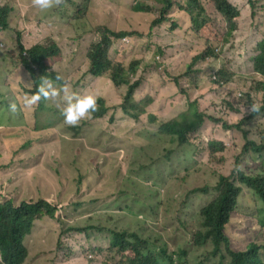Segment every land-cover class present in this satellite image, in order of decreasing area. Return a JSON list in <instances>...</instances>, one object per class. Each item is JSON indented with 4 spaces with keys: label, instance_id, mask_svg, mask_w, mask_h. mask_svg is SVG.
Returning a JSON list of instances; mask_svg holds the SVG:
<instances>
[{
    "label": "rangeland",
    "instance_id": "obj_1",
    "mask_svg": "<svg viewBox=\"0 0 264 264\" xmlns=\"http://www.w3.org/2000/svg\"><path fill=\"white\" fill-rule=\"evenodd\" d=\"M229 1L240 11V16L232 23L237 26V30L232 32L234 37L229 35L224 46L216 45L213 56L206 58L205 63L200 66L194 62V57L197 52L205 50L204 42L197 39L187 11L179 9V6L186 7L187 0H173V6L168 13L163 16L159 25L152 29L150 22L162 17V5L159 0H90L89 10L88 6L84 8L81 0H54L53 7L46 11L36 8L33 0H0V5L7 3L20 12L13 14V19H16L14 27L26 50L34 45L48 49L56 46L59 49L57 55L47 58L45 62L50 73L67 75L75 71L80 63H84V60L74 59L77 56L82 57L89 46L80 44L79 47L72 48L69 41L79 40L90 44L96 25H106L114 30L118 28L128 34L120 45L114 46L110 53L111 58L121 56L122 60L128 63L131 58L143 57L138 75L143 74L144 83L140 88V96L144 104L139 106L138 111L142 110L143 113L136 120L119 108L127 87L110 92L106 80L93 81L85 78L80 82L85 90L91 89L96 97L105 99L102 108L107 111L100 117L99 123L104 138V142L101 141V149L105 160L123 157L124 172L133 180L142 182L141 186L124 179L119 183V190L108 201L104 195H100L99 201L84 206L74 205L76 195L71 182L63 194H57L63 189L59 186L56 190L65 173L74 175L76 171L90 172L101 164L100 161L94 160L86 149L81 130L78 132L79 136H76L64 126L58 128V133H61L63 143L66 144H63L61 156L64 163H60L55 155L56 142L59 140L56 132H32L28 126L33 121L22 122L13 112H9L8 108L0 106V201L6 199L10 188L19 185L18 176H13V183L5 178L4 166L17 156L26 154V150L15 152L13 149L29 140V149L32 151L30 174L35 178V189L26 193L17 188V193L24 200L29 197L48 196L51 201L54 197L64 206L58 213L67 214L63 223H39L36 235L32 234L27 238L29 243H35L37 249L42 244L45 250H50L54 248V239L60 231L58 228L61 226L66 229L60 237L62 250L57 253L59 256L53 258V262L97 264L88 261L91 259V255L87 253L91 241L86 233L73 231L69 227H128L131 230L144 231L145 239L156 252L160 246H165L169 254L171 250L176 254L182 251V246L177 244L189 240V232L199 221L200 208L214 195L217 173L227 169L229 165L225 160L228 159L229 147L211 143H214L213 139H217L230 146L231 134L229 131H223L220 122L206 121L198 130L187 134L188 143H179L173 140L169 132L158 138L156 132L161 121L151 125V116L157 113L162 121L178 116L179 108L186 107V98L196 99L199 87L202 86L207 73L212 70H221L224 76L230 77L231 84L240 81L244 86L249 85L244 83L248 82L247 78L251 75L248 69V54L251 45L264 38V0H252V5L247 0ZM198 3L208 12L214 9L211 0H198ZM196 14L197 11L194 10V15ZM19 15L22 17L17 18ZM202 17L198 16L197 21L200 22ZM212 18L217 31H227V26L219 14L212 15ZM148 29L151 31L148 32ZM146 33L149 38L140 37ZM171 39L177 41L178 45L165 51L171 47ZM152 45H155L156 54ZM159 46L163 47L162 51H157ZM194 66L199 70L198 77L189 71V68ZM85 68L86 63L81 65V70L71 74V82H75ZM182 75H186L181 80L188 90L186 96H180L178 89L171 83L172 78ZM3 84L0 80V102L5 103L12 99V94ZM250 85L254 86V83ZM243 88H236L237 96ZM205 96L210 97L211 92H206ZM198 100L201 110L208 107L201 98ZM207 111L212 113L213 109L208 108ZM16 126L20 128L16 129ZM120 131H125L130 141V146L125 149L117 137ZM236 141L239 146L243 141L239 133H236ZM37 149L43 152L39 153ZM165 160L172 168L160 172L157 163ZM225 173L227 174V171ZM204 187L208 191L201 190ZM259 207L253 192L241 185V193L227 232H241L242 227L250 223L249 215ZM253 230H257V233H251ZM251 232H247L249 242L260 246V256L264 261V228L253 224ZM64 245L69 247L70 256L68 260L61 261L59 257L64 256ZM186 251V262L182 264H191L205 254L203 249H198L195 256H192L189 247H186ZM24 264H51V259L27 257Z\"/></svg>",
    "mask_w": 264,
    "mask_h": 264
},
{
    "label": "trees",
    "instance_id": "obj_2",
    "mask_svg": "<svg viewBox=\"0 0 264 264\" xmlns=\"http://www.w3.org/2000/svg\"><path fill=\"white\" fill-rule=\"evenodd\" d=\"M211 1L214 9L210 12L204 10L198 0H187L186 7L179 6V9L187 11L197 39L204 42L205 50L197 52L194 57V62L200 66L205 63L206 58L213 56L216 45L224 46L229 35L234 37L232 32L237 30V26H233L232 23L240 16L239 9L231 1ZM247 1L252 5V0ZM81 2L86 8L89 6L90 0H81ZM159 2L162 5V17L153 19L150 22V29L156 28L163 16L173 6V0H159ZM72 7H74V3ZM194 10L197 11L196 15H194ZM14 13L20 14L7 3L0 5V80L4 83L3 87L9 88L12 94V99H8L5 103L0 102V106L8 108V111L13 112L22 122L33 121L28 126L32 132L51 130L56 132L59 140L56 142L55 155L58 156L60 163H64L61 156L66 145L63 143L61 133H58L60 126H64L76 136H79L78 132L81 130L86 149L94 160L101 163L90 172L76 171L74 175L65 173L56 190L59 186H62L63 189L59 190L57 194H63L64 189L71 182L76 195L74 205L84 206L90 202L99 201L100 195H104L107 201L113 198L119 190V183L124 179L142 186V182L133 180L129 174L124 172L123 157H114L109 161L104 158L101 149V141L104 142V138L99 124L100 117L104 116L107 111L106 108H102L105 104L104 98L97 97V111L91 118L83 120L76 127L66 125L61 115L64 96L68 93L92 94L91 89L85 90L84 85L80 83L85 78L93 81H108L110 92H117L120 87H127L119 108L135 120L143 113L142 110L138 111L139 106L144 104V100L140 96V88L144 83L143 74L138 75L139 67L143 64V57L131 58L128 63H125L121 56L114 59L110 57L114 46L120 45L123 38L128 36L127 32L116 31L106 25H96L90 44L79 40H70L72 48H77L80 44L89 46L82 57H75V61L84 60L86 68L75 82H71V74L81 70V65L84 63H80L75 71L67 75L48 72L49 67L45 65V62L47 58L57 55L59 49L56 46L48 49L41 45H34L26 50L14 27L16 20L13 19ZM215 14H219L223 18L227 31H217L216 23L212 18V15ZM198 16H203L200 22L197 21ZM21 17L17 16V18ZM140 37L149 38V34H142ZM170 44H172L171 47L165 51L176 47L178 42L171 39ZM151 47L155 53V45ZM162 50L163 47H157V51ZM248 55L250 58V60L248 59V69L251 75L247 78L248 82L244 81V83H249V85L244 86L240 81L231 84L230 77L224 76L221 70H212L207 73L202 86L199 87L196 99L186 98V107L179 108L178 116L163 121L159 120L160 117L157 113L151 116V125L161 121L156 132L158 138L169 132L173 140L179 143H188L187 134L198 130L206 121L220 122L224 128L223 131H229L231 134V145L227 148L228 168L217 173L214 195L200 208L199 221L189 232V240L177 244L182 246V251L176 254L170 249L171 253L169 254L165 246H160L161 248L156 252L145 239L144 231L131 230L128 227L116 225L109 227L88 226L84 229L69 227L73 231L85 232L91 241L87 250V253L91 255V259H88L89 263L182 264V262H186V247H189L192 256L196 255L198 249L205 251L200 259L194 260L191 264H264L260 256V246L250 243L247 237V232H251L253 224L258 228H264V38L258 39L251 45ZM189 71L198 77L199 70L195 66L190 67ZM42 77H48L58 89L63 87L66 92H61L58 97L48 101L26 106L25 97L36 91ZM185 77L186 75H182L171 80L180 96H186L188 92L181 82ZM251 83H254V86H251ZM241 87L244 88L237 96L236 88ZM206 92H211V96L206 97ZM200 98L203 103L208 105L203 110L198 106ZM12 103L16 105L15 111L10 108ZM253 104L260 105L258 112L248 110ZM208 108L213 109L212 113L207 111ZM18 128L20 126H16V129ZM236 133H239L241 141L243 140L240 146L236 141ZM117 137L121 141L123 149L130 146L125 131H120ZM146 142L149 143V141ZM213 142L211 144H218L226 148L222 142L215 140ZM29 145L30 141L27 140L13 149L15 152L26 150V154L17 156L15 160H11L4 166L5 178L13 183L15 182L13 176H18L19 185L10 188L9 194L6 192L8 194L6 199L0 201V264H24L27 257L34 259L37 256L51 259V264H59L53 262V258L59 256L57 253L62 250L63 245L60 237L66 229H62L61 226L58 228L60 231L54 239V248L50 250H45L42 244L37 249L35 243L31 244L27 240L30 235H36L39 223L48 221L63 223L67 216L66 213H58L64 206L54 197L51 201L48 200V196L29 197L24 200L17 193V188L26 193H31L35 189V178L30 174L32 151L29 149ZM38 152L42 153L43 151L38 150ZM157 164L160 172H166L172 168L166 160L159 161ZM241 185L253 192L260 207L252 215H249V217L251 216L249 225L243 226L242 231L235 234L227 232V230L241 193ZM201 190L208 191L206 187ZM197 191L194 190V192ZM257 230H253L251 233H257ZM64 247V256L59 257L61 261L68 260L70 256L69 247L65 245Z\"/></svg>",
    "mask_w": 264,
    "mask_h": 264
},
{
    "label": "clouds",
    "instance_id": "obj_3",
    "mask_svg": "<svg viewBox=\"0 0 264 264\" xmlns=\"http://www.w3.org/2000/svg\"><path fill=\"white\" fill-rule=\"evenodd\" d=\"M33 4L39 10L46 11L53 7L54 0H33ZM89 9L90 5L88 6V10ZM116 31H121V29L116 28ZM148 31L151 30L148 29ZM41 35L46 36V34ZM125 38H127V36L123 39ZM57 79H59V77H57ZM61 92H66V89L63 87L58 89L51 79L48 77H42L36 91L31 95L26 96L24 103L26 106H32L38 104L41 101H48L51 98H56ZM97 107V97L94 94H80L76 92L68 93L66 96H64V106L61 109L63 122L68 126L76 127L83 120L91 118L93 113L97 111ZM10 108L11 110L15 111L16 105L12 104L10 105ZM248 110L251 112H258L260 110V105L253 104L248 108ZM213 140L222 142L216 139ZM222 143L228 147L224 142Z\"/></svg>",
    "mask_w": 264,
    "mask_h": 264
},
{
    "label": "crops",
    "instance_id": "obj_4",
    "mask_svg": "<svg viewBox=\"0 0 264 264\" xmlns=\"http://www.w3.org/2000/svg\"><path fill=\"white\" fill-rule=\"evenodd\" d=\"M46 33H48V31H47ZM222 142H224V141H222ZM224 143H225V142H224Z\"/></svg>",
    "mask_w": 264,
    "mask_h": 264
}]
</instances>
